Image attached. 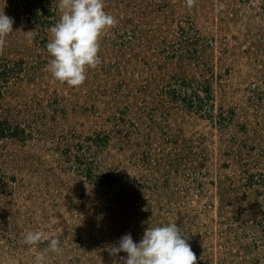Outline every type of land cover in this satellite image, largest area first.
<instances>
[{
    "label": "rangeland",
    "instance_id": "obj_1",
    "mask_svg": "<svg viewBox=\"0 0 264 264\" xmlns=\"http://www.w3.org/2000/svg\"><path fill=\"white\" fill-rule=\"evenodd\" d=\"M59 3L0 0V264H120L169 222L197 264H264V0H104L78 87L49 71Z\"/></svg>",
    "mask_w": 264,
    "mask_h": 264
},
{
    "label": "clouds",
    "instance_id": "obj_2",
    "mask_svg": "<svg viewBox=\"0 0 264 264\" xmlns=\"http://www.w3.org/2000/svg\"><path fill=\"white\" fill-rule=\"evenodd\" d=\"M58 7L61 15L46 45L52 57L49 71L59 82L78 87L85 82L87 70L100 63L101 37L116 24V19L104 10V0H60ZM13 23V18L0 8V47L14 31ZM41 240L39 231H29L22 243L38 245ZM48 250L61 252L58 238H48ZM106 250L112 256L126 253L119 258L120 264H197L187 234L176 222L148 226L139 241L126 233Z\"/></svg>",
    "mask_w": 264,
    "mask_h": 264
}]
</instances>
